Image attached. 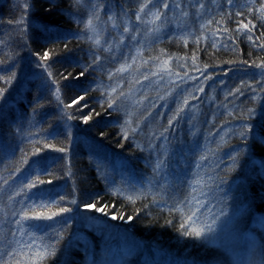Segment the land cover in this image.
I'll return each instance as SVG.
<instances>
[{"label":"trees","instance_id":"1","mask_svg":"<svg viewBox=\"0 0 264 264\" xmlns=\"http://www.w3.org/2000/svg\"><path fill=\"white\" fill-rule=\"evenodd\" d=\"M141 2L0 0V76L15 74L0 79V249L30 264L13 221L31 201L15 192L44 180L24 188L58 201L53 220L26 222L55 246L43 264H264V73L254 66L264 63V21L247 0H168L160 32L148 34L153 25L135 20ZM94 3L100 45L84 29ZM122 9L135 40L107 22ZM249 21L251 33L237 32ZM162 51L170 73L154 59ZM190 194L199 222L218 217L204 238L180 231L176 209L188 211Z\"/></svg>","mask_w":264,"mask_h":264},{"label":"snow or ice","instance_id":"2","mask_svg":"<svg viewBox=\"0 0 264 264\" xmlns=\"http://www.w3.org/2000/svg\"><path fill=\"white\" fill-rule=\"evenodd\" d=\"M73 2L77 5H80L83 0H73ZM227 2L229 4L233 3V0H227ZM247 4L250 5L251 7L248 8L249 12H252L253 9H255V11L258 13L257 18L260 19L261 21H264V0H260L259 2V6L256 7L257 4V0H247ZM149 5L153 6V9H149ZM175 7L177 9H179L181 7V4L179 2V0H175ZM204 7L203 4L199 5V8L197 9V11H199V9H202ZM93 10L90 12L89 17L87 19V21L84 24V29L85 31L91 33V35L88 37V39L92 40L94 44L96 45H100V38H99V30L97 27V24L100 22V11L103 9V5L102 4H93L92 5ZM161 8L163 9H168L169 8V3L168 0H142V2L138 5L137 11L135 12V20L137 22V24L143 23V24H151L153 25L152 28L149 29L148 34H153V33H159L161 30L162 25L158 24L157 21H161L162 17L164 16V12L161 11ZM146 10L147 13H146ZM242 13L237 12L236 15L239 16ZM147 15L150 17V19H144L143 17ZM181 15L184 17H187L189 15V13L187 11H182ZM107 22H109L111 24V27L116 29L119 28L121 26V23H123V32L124 33H129L131 35V39L135 40L136 36L139 35V29L136 28L135 30H133L130 26V21L129 18L127 17V12L124 11L123 9L121 10L120 16H119V22H118V17L117 14L115 12H112L110 14H108L107 17ZM16 23L18 24H23L24 20L23 18L19 21H17ZM209 24H211V21H208ZM219 23V22H217ZM249 25H251V27H249ZM202 28L205 27L204 25L201 26ZM256 27L255 24H252L251 21H249L248 23H243V22H239V28L237 29V32H241V29L246 30L248 33H251L252 30ZM220 31L219 28L216 29V31L212 32V37L213 39L216 37V32ZM223 31L228 32L227 28H224ZM243 34V33H241ZM262 35H264V33H262ZM231 38V37H229ZM200 39H204L203 36L197 38V43H199ZM248 40H252L253 37L252 35H248L247 36ZM121 43H123V36H121ZM213 46L215 47V43H213ZM261 48H264V44L260 45ZM111 46H109V50H110ZM137 55H141L140 50H137ZM166 54L163 53V51L161 52V56L155 57L154 59L156 61H158V69L161 72H167L170 73L171 69L169 68V60L168 59H162L163 56H165ZM48 58V53L45 52L44 56L42 57V59H47ZM193 61L195 62V56L193 57ZM132 62L136 63V57L132 58ZM144 63L146 64L147 61H144ZM182 66V65H181ZM255 67L259 68L262 70V73H264V63H259V64H254ZM131 67V65H123L121 66L120 69H118L119 72H124L127 71L129 68ZM47 70V69H45ZM156 74V73H153ZM14 73L12 76L5 78L0 76V79L5 80L6 82H10L12 79H14ZM49 76H51V73L49 72ZM148 77L145 76V79H147ZM194 79V78H193ZM53 83H55V81H53ZM200 91H203V88L199 89ZM264 90V89H262ZM4 90H0V92H2ZM57 91V95L56 98L57 100H60V95H59V89L56 90ZM237 91H239V89H237ZM85 97L84 95H81L79 97H77V99L75 101H73V103H79L80 101L84 100ZM62 103V101H61ZM113 102H109L108 107L111 108L112 107ZM185 104H187V100L185 101ZM82 108H86L87 104L85 103L84 105L81 106ZM180 111H183V108L181 107L178 112L176 113V115L179 114ZM252 114V110H249V115ZM96 115H99L98 113ZM91 116H85L83 119V122L85 124H87L89 122V120L91 119ZM175 118V117H173ZM69 119H71V116H69ZM125 123H129L128 121H126ZM169 124H171V120L169 121ZM241 135H244L243 132H241ZM124 138L127 139V133H124ZM54 147V146H53ZM55 151H64L63 148H54ZM202 158H206V157H202ZM25 163H27V161H24ZM163 164V161L158 160L156 162L155 165V170L161 168ZM70 174V173H69ZM48 183H51V181H47ZM37 183L43 184L45 183L44 180H37V181H32L26 185L21 186L20 188H18L15 192L16 196L19 195H23L26 199L30 200L31 202L27 205L23 204V201H20L21 205H22V209L19 212V218L15 219L13 222L15 223V225L17 226V231L19 233V235L21 237H24L25 234H27V241H30L31 243H28L27 241H25L23 244L21 243V241L17 240L16 243L18 245H20L21 249H23L24 247H27V250L29 252L32 253V256L30 257V264H43V261H45L48 257L54 256L55 255V246L51 245V244H45L43 243V236H37L36 235V231L42 227L41 224L37 223V224H28L26 225L27 221H50L53 220V218L57 215H59V212H51V214L48 213V210L53 206L58 204V201L52 199V200H47L45 199L44 195L41 193H35L33 195V197H29L27 192L24 191V188L26 187L29 191H31V189L35 188L37 186ZM195 183H200L199 181H196ZM195 192V188H193V193ZM192 200L189 201V207H188V211L184 212L183 209L181 208H177L176 210L178 212H180L181 214V223H180V231L182 232L183 235L186 236H192L195 238H204L207 235L214 233L216 231V228L214 227V225L216 224V220L217 218H214L213 221L211 223L208 222H199V217H197L196 213L197 211H199V208H195L193 209L192 207V201L196 200L195 195H192ZM63 197H61L62 199ZM14 199V196H9V203H11V201ZM127 199H129L130 201H133L136 199V197L133 196H128ZM71 203H75V201H71ZM86 207H94L93 205H88ZM0 211H3L2 209H0ZM69 209L68 208H62L61 212H68ZM96 212H102L105 215H108V213L105 211L104 208H95ZM17 213L14 211L13 212V216H16ZM113 220L117 219L116 215H112L111 217ZM121 219H123V217H120ZM131 219V218H129ZM13 237H15L17 235V232H13L12 233ZM37 241H40V243H37ZM35 245V247H34ZM0 254L3 255H7L8 260H0V264H20L19 260L15 259V256L17 255H21L22 252L18 249H12L11 251L8 252H4L2 249H0Z\"/></svg>","mask_w":264,"mask_h":264}]
</instances>
